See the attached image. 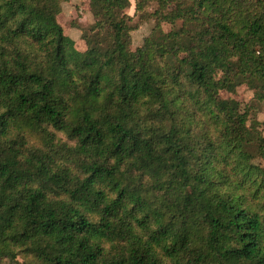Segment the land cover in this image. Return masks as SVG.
I'll use <instances>...</instances> for the list:
<instances>
[{"label":"trees","instance_id":"trees-1","mask_svg":"<svg viewBox=\"0 0 264 264\" xmlns=\"http://www.w3.org/2000/svg\"><path fill=\"white\" fill-rule=\"evenodd\" d=\"M68 1L0 0V264H264V4Z\"/></svg>","mask_w":264,"mask_h":264},{"label":"rangeland","instance_id":"rangeland-1","mask_svg":"<svg viewBox=\"0 0 264 264\" xmlns=\"http://www.w3.org/2000/svg\"><path fill=\"white\" fill-rule=\"evenodd\" d=\"M131 6L126 10V13L132 17V24H136L138 19L134 16V2L130 0ZM57 21L63 29L64 35L74 41L75 51L82 53L86 50L85 42L81 39L83 31H87L90 25L95 21L93 14L90 10L89 0H69L62 5L61 13L57 17ZM155 22L153 20L139 22L137 27L131 32V50H135L140 47L143 39L150 33L154 27ZM164 31L169 30V26L162 25ZM220 96L223 99L231 96L228 93L221 92ZM253 96V92L246 86H241L236 90V93L232 95L235 99L242 103L250 102ZM259 121H264V104L257 107L256 112ZM264 135V131H263ZM19 263L21 260L16 259ZM18 263V264H19Z\"/></svg>","mask_w":264,"mask_h":264},{"label":"built area","instance_id":"built-area-1","mask_svg":"<svg viewBox=\"0 0 264 264\" xmlns=\"http://www.w3.org/2000/svg\"><path fill=\"white\" fill-rule=\"evenodd\" d=\"M258 1H260L261 3H263V4H264V0H258Z\"/></svg>","mask_w":264,"mask_h":264}]
</instances>
